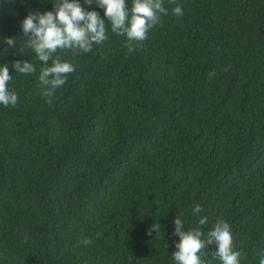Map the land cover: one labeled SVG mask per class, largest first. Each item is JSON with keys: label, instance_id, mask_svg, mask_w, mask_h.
Returning a JSON list of instances; mask_svg holds the SVG:
<instances>
[{"label": "trees", "instance_id": "1", "mask_svg": "<svg viewBox=\"0 0 264 264\" xmlns=\"http://www.w3.org/2000/svg\"><path fill=\"white\" fill-rule=\"evenodd\" d=\"M55 2L0 0V66L18 94L0 105V264H176L178 215L186 230L207 216L204 239L229 223L240 264H259L264 0H163L168 14L132 52L106 21L88 53L58 51L76 70L48 104L22 21ZM27 60L35 73L12 67ZM215 251L200 253L205 264H221Z\"/></svg>", "mask_w": 264, "mask_h": 264}, {"label": "clouds", "instance_id": "2", "mask_svg": "<svg viewBox=\"0 0 264 264\" xmlns=\"http://www.w3.org/2000/svg\"><path fill=\"white\" fill-rule=\"evenodd\" d=\"M93 2L104 10V18L96 11H86L80 0H56L53 10L44 13L31 12L22 21L24 37L28 38L26 47L45 65L40 69L39 83L40 95L48 104L53 102L57 89L67 83L68 77L76 70V65L72 62L61 60L58 51L71 50L74 56L88 53L94 45H100L108 39L107 21L112 33L126 37L125 47L132 52L138 44L148 39L150 30L160 22L161 16L168 14L163 0H132L131 8L127 0H84L88 5ZM172 12L176 16L184 15L179 5ZM3 43L8 48H15L16 40L14 37L5 38ZM12 67L17 73L25 75L36 72V67L28 60L16 61ZM227 70L226 68L225 71ZM214 75L215 72L210 73V76ZM11 79L8 65L0 66V105L4 107H14L18 102V94L8 87ZM192 211L199 216L204 209L196 204ZM208 223L207 216H200L198 226L186 230L180 216L175 218L172 235L179 237V242L175 243L177 251L172 256L176 264H205L200 253L213 243L216 245L213 255L219 258L221 264H240L242 253L234 249L231 225L222 220L217 222L207 232V239H204L205 233L202 229ZM160 229L158 222L153 223L148 235H152L153 231L159 234ZM92 243L90 238L85 237L78 245ZM259 264H264V254L260 256Z\"/></svg>", "mask_w": 264, "mask_h": 264}]
</instances>
